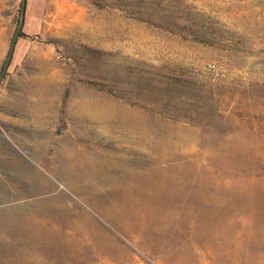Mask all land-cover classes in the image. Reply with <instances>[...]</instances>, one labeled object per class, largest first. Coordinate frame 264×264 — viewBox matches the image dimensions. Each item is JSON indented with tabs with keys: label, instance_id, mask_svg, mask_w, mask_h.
<instances>
[{
	"label": "rangeland",
	"instance_id": "rangeland-1",
	"mask_svg": "<svg viewBox=\"0 0 264 264\" xmlns=\"http://www.w3.org/2000/svg\"><path fill=\"white\" fill-rule=\"evenodd\" d=\"M22 1L0 264H264V0Z\"/></svg>",
	"mask_w": 264,
	"mask_h": 264
},
{
	"label": "bare ground",
	"instance_id": "bare-ground-1",
	"mask_svg": "<svg viewBox=\"0 0 264 264\" xmlns=\"http://www.w3.org/2000/svg\"><path fill=\"white\" fill-rule=\"evenodd\" d=\"M100 99V98H99ZM102 100V99H101ZM104 100V99H103ZM108 102V101H107ZM114 103V102H113ZM77 104V103H76ZM110 104V103H109ZM118 104V103H117ZM79 105V104H78ZM114 107V106H113ZM75 108V107H74ZM120 108V107H119ZM93 112H94V114H95V117H96V119H98V118H104V117H106V116H109V115H111V113L113 112V110H112V112H111V109H110V106L106 103L105 105H100V104H97V105H95L94 107H93ZM131 113V112H130ZM83 116V115H82ZM122 124H121V122H120V125H119V128L120 129H122L123 131L125 130L124 128H123V125L121 126ZM79 128H80V131H83L84 132V134H88L89 132H90V130H92L89 126H87V125H83V124H81L80 126H79ZM65 152V154L66 155H68L69 154V152L68 151H64Z\"/></svg>",
	"mask_w": 264,
	"mask_h": 264
},
{
	"label": "water",
	"instance_id": "water-1",
	"mask_svg": "<svg viewBox=\"0 0 264 264\" xmlns=\"http://www.w3.org/2000/svg\"><path fill=\"white\" fill-rule=\"evenodd\" d=\"M24 4H25V0L22 1V9H21V12H23V10H24L23 9V5ZM21 28H22V20L19 21V23L17 25V28H16V31H15V33L13 35V38H12V41H11V45H10V49H9V51L7 53V57L5 59L4 65H3L2 72L0 73V78L2 77L4 70L6 69V67L9 64V61L11 59L12 52H13V49H14V46H15V43H16V39L18 37V33L21 30Z\"/></svg>",
	"mask_w": 264,
	"mask_h": 264
},
{
	"label": "crops",
	"instance_id": "crops-1",
	"mask_svg": "<svg viewBox=\"0 0 264 264\" xmlns=\"http://www.w3.org/2000/svg\"><path fill=\"white\" fill-rule=\"evenodd\" d=\"M10 45H11V43H9V39L7 38V35L5 34V31L3 30L2 32H0V67L3 63L5 54L8 53V51L10 49ZM2 69H3V67H2Z\"/></svg>",
	"mask_w": 264,
	"mask_h": 264
}]
</instances>
